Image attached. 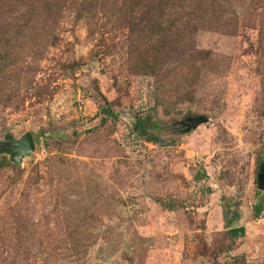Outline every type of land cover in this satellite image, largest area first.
<instances>
[{"label": "rangeland", "instance_id": "rangeland-1", "mask_svg": "<svg viewBox=\"0 0 264 264\" xmlns=\"http://www.w3.org/2000/svg\"><path fill=\"white\" fill-rule=\"evenodd\" d=\"M216 1L98 0L90 22L72 6L43 19L48 34L14 33L26 6L0 19L15 46L0 48V264H264V0ZM149 19L189 24L185 46L222 60L197 61L192 102L138 74ZM27 133L30 156L1 153Z\"/></svg>", "mask_w": 264, "mask_h": 264}, {"label": "trees", "instance_id": "trees-1", "mask_svg": "<svg viewBox=\"0 0 264 264\" xmlns=\"http://www.w3.org/2000/svg\"><path fill=\"white\" fill-rule=\"evenodd\" d=\"M217 2L218 1L216 0H211V3ZM25 6L28 7L26 12L27 17H24L23 25L20 23L18 27H16L14 32L16 35H21L28 30L33 33V35L39 34L41 30L48 34L49 32L47 31V25L49 22L44 23L43 19L47 17L48 20H53L56 18L57 10L71 6L77 12V20H87L90 22L92 13L97 9L98 0H0V10L2 9V12H5L3 16H0V19L11 16V13L15 12V9L18 7L21 9ZM211 7L215 11V4L211 5ZM158 18H160L159 15ZM15 20H18V17L15 18ZM147 24L153 28H156V31L154 35L142 37L139 43L141 51L139 49L138 51H140L141 54L138 52L136 58L137 64L143 69V71L141 70L138 74L146 76L148 75L155 78L157 82V91L158 93L161 92L164 95L163 98L165 100H168L166 97L168 96L172 98H179L178 100L181 101L192 102L193 93L196 85L198 84L202 70L201 67H197V61H203V68L207 69L209 73L220 74V68L223 65L222 60L214 58L215 55L211 53V51H194L190 50L187 44L185 46V41L187 40V37H189V34H191V31H188L189 24L187 31L178 30L179 33L173 31L172 29H162V25L160 23L154 22L151 19L147 21ZM162 24L166 23L162 22ZM3 31L5 32L4 29ZM4 34L5 33L2 32V35H0V48L1 50H9V53H11L15 46L11 47L9 45V37L5 36ZM153 36H156V40H154V43H151L150 40L153 38ZM173 37H175L174 42ZM263 48L264 43L261 44L258 49L260 56L264 54ZM72 66L74 68H78L80 67V64L77 62L73 63ZM180 71H183L184 74L187 73V75H185V82L183 84L185 87L184 96H182L179 91L176 92L175 90L172 91L171 89H166L165 95L164 88L166 86L167 80ZM11 90L12 89L9 88L8 85H4L3 87L0 85V104L5 106L11 105ZM183 90L184 89H182L181 92ZM106 112L108 115L116 116L111 111ZM150 120L151 118L149 116H147L145 119H137L135 123V129L143 136L145 135L151 137L149 129L151 127ZM34 140L35 144L39 143V138H34ZM83 220L85 221L86 217L79 219V222ZM24 226V223H21L19 219V224L16 229L24 228ZM230 234H232L234 237L244 236L245 230L243 228H235L230 231ZM17 239L18 242H16V248L22 249V238L19 233L17 234Z\"/></svg>", "mask_w": 264, "mask_h": 264}, {"label": "water", "instance_id": "water-1", "mask_svg": "<svg viewBox=\"0 0 264 264\" xmlns=\"http://www.w3.org/2000/svg\"><path fill=\"white\" fill-rule=\"evenodd\" d=\"M206 120L202 119L201 121L194 122L193 125H197L199 123H205ZM9 148L5 150H1V153H5L10 155L13 160L21 161L25 157L30 156L35 151V140L31 133H27L21 140L16 141L13 139H9L8 143ZM259 189L264 191V172L259 177Z\"/></svg>", "mask_w": 264, "mask_h": 264}]
</instances>
